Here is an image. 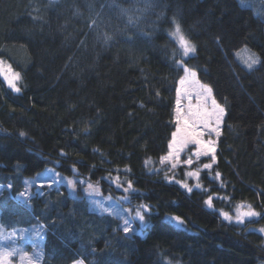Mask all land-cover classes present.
<instances>
[{"label": "trees", "instance_id": "1", "mask_svg": "<svg viewBox=\"0 0 264 264\" xmlns=\"http://www.w3.org/2000/svg\"><path fill=\"white\" fill-rule=\"evenodd\" d=\"M176 20L196 46L187 58L170 37ZM244 47L260 57L254 69L236 58ZM0 59L21 76L15 92L0 73V223L49 226L43 264L264 263V21L251 8L238 0H0ZM181 59L224 111L217 162L191 192L184 169L180 176L160 163L176 130ZM47 167L128 197L124 204L151 223L145 235L86 213L80 220L92 227L78 240L66 232L74 220L54 218L55 198L38 196L29 208L16 198L24 178ZM239 204L257 215L226 220Z\"/></svg>", "mask_w": 264, "mask_h": 264}, {"label": "rangeland", "instance_id": "2", "mask_svg": "<svg viewBox=\"0 0 264 264\" xmlns=\"http://www.w3.org/2000/svg\"><path fill=\"white\" fill-rule=\"evenodd\" d=\"M53 1H57V0H53ZM238 2L243 7L251 8L254 11V13L258 15L259 17H261L262 20L264 21V0H238ZM175 23L176 25L178 24L180 27V30H182L179 21L176 20ZM176 25L174 26L173 30H170V37L174 40V42H176V44L179 47L177 38L171 35V33L175 31ZM181 32L186 37L183 31ZM180 52L182 53V49H180ZM195 53H192L189 56L194 55ZM238 53L239 55H237ZM235 54H236L237 60H239L248 69H254L260 63V59H259L260 57L258 53L255 52L254 50L249 49L248 47H244L240 49ZM249 56H252L253 58H258V62L254 64L251 68H249L247 64L244 62ZM184 58H187V57H184ZM184 66L186 65L184 64ZM0 73L5 80L4 82H6V84L10 87V89L16 92L15 88H13L9 84V80H12L13 83H15L16 87L21 90L20 73L18 71H15V69L11 66V64L8 61L0 59ZM16 74H19L18 79H16ZM180 87L181 86L178 83V88ZM184 87L188 90V92L192 96L191 103H192L193 108H195L197 104V100L195 98L196 93L197 92L204 93L205 89L209 88L208 86L202 84L197 79V76H195V78L192 80L190 84H186ZM175 95H176V102H175V109H174L173 116H174V121L176 123L175 127L177 130V127L179 126L177 124V116H176L177 93ZM212 100L215 101L216 105L219 108H222L218 104V102L215 100L213 93L211 91L210 97L206 101V106L209 109L212 108ZM188 105H189V100L187 96L184 94V92L182 91L181 100H180V108H181L182 116L184 115V113L188 111ZM223 120H224V114L221 116L220 123L218 125V130L220 134L222 131ZM212 126L217 127L215 120H213ZM218 137L219 136H217L215 132H213L211 136L205 135L204 137L205 140L211 139L214 142L213 143L214 153H211L209 156H201L197 158L194 155L196 146L188 145L181 151L180 163H178L176 168L173 169L171 167V162L169 161H166L163 164L161 162L160 163L168 169V173L170 172L173 174L178 173L181 176L180 168L184 169L183 174H182L181 183H187L189 187L196 189L197 188L196 185L199 184L200 171L205 170V168H203V165L204 164L213 165L214 163L217 162V156H216L217 146L216 145H217ZM212 155L215 156L214 163L211 158ZM189 158H191L194 161L193 164L190 166L183 163V161ZM205 158L211 159V162L209 161V162L201 163V161L204 160ZM211 169L212 167L206 170L211 171ZM196 170H199L198 179L196 177H190L186 175L187 172L196 171ZM67 180L74 181V186L69 185L67 183ZM26 181L28 183H26ZM24 183H25L24 189L17 195L16 198L20 200L22 203L28 205L29 208L34 207V200L38 199L37 198L38 196H41L43 201H48L49 199L55 198V202L51 203L55 205L54 207L57 208V211H55V214H54V218L56 217L57 212H58L60 217H64V219L68 218V219L74 220V222L68 225L69 227L66 230V232L70 236L72 234L74 238H77L78 240H83V238H85L84 236H88V233L91 230L90 228L92 227L91 224L87 223L85 220H80L81 217L82 218L85 217L84 215L86 213L96 214L102 219L106 217H112L116 219L118 221V224L114 222L115 224L112 227H116V228L120 227L123 233H125L124 235H128V236H132V234H139V235L144 236L145 233L147 232V229L151 225L145 213H143L140 210L145 216L144 223L146 224L145 227L143 228L141 227V222L138 220V218L135 217V213L138 209H134L133 207L124 204V202L128 200V197H123V196L114 197L109 194H103V191L100 185L95 184L94 182L88 179H85L83 177L69 176V175L63 174L59 172L57 169H55L54 167H47L43 171L38 172L34 175H31L28 177L25 176ZM89 184L93 185V189H98V191H93V190L88 189ZM199 185L201 187V184ZM2 189H3V186L0 185V194L2 192ZM56 200L60 202L58 203L56 202ZM37 201H39V199ZM101 205H103V207H101ZM42 206L45 207V204H42ZM105 209H107V211H105ZM249 210L251 209L248 206L244 204H239L235 208V211L233 214H228L231 217V219H226V220L235 221L237 223H240V221L237 219L238 214L249 211ZM251 217H254V216H251ZM251 217H248V216L242 217L241 223H243L245 219H249ZM168 219L170 220L171 218H168ZM50 220L52 221V218ZM125 220L130 221V231L127 233L123 230L125 227ZM109 223H111V221L107 220L106 222H102L101 226H104L105 228L109 227L111 226ZM55 227L57 226L55 225L53 228ZM48 229H49V226L41 225V224H36V225L34 224V225H30L29 227H23V228H17V229H6L0 223V251H2L5 248H7L9 251L13 248L17 249L16 254L10 258L12 264H29L28 258H31V264H43V261H44L43 259H44V254H45L44 242H45ZM13 233H15V235H13ZM22 233H23V236L21 235ZM92 240L93 239H91L90 241ZM25 253L27 254V257L21 260V256H23ZM72 264H86V263L83 260L79 259L73 262ZM258 264H264V263L259 262Z\"/></svg>", "mask_w": 264, "mask_h": 264}, {"label": "snow or ice", "instance_id": "3", "mask_svg": "<svg viewBox=\"0 0 264 264\" xmlns=\"http://www.w3.org/2000/svg\"><path fill=\"white\" fill-rule=\"evenodd\" d=\"M171 35L175 38H177L179 47L182 49V56L188 57L190 54L195 53L196 48L195 45L188 40L181 32L179 25H176L175 31L171 33ZM246 51V50H245ZM239 55V53L237 54ZM249 68H251L254 64L258 62V58H253L252 56L247 57V59L244 61ZM176 65L178 68H181L183 72L185 73L184 77H182L179 80L180 88L177 89V124L179 125L177 127L176 132L172 134L173 138L169 142L168 148L169 152L167 155L160 158V162L163 164L166 161L171 162V167L174 169L177 167L178 163H180V153L181 151L187 147L188 145H194L196 146V150L194 152V155L199 158L201 156H209L211 153H214V147H213V141L211 139L205 140V135L211 136L213 132L216 133L217 136H219V130L218 125L220 123V118L223 115V109L219 108L215 101L212 100V108L209 109L206 106V101L210 97L211 89H205V92H197L196 93V100L197 104L195 108L192 106V96L188 92V90L184 87L186 84H190L192 80L195 78L196 73L195 71L189 69L188 67L184 66L183 60H177ZM19 78V74H16V79ZM9 84L15 88L16 91H19L20 89L16 87L15 83H13L12 80H9ZM184 92V94L187 96L189 100L188 105V111L184 113V115H181V108H180V100H181V92ZM206 93V94H205ZM213 120H215V123L217 127H213ZM212 161L215 162V156L212 155ZM151 161H146L145 163H150ZM193 160L191 158L183 161L184 164L192 165ZM212 167L211 164H204L203 168L210 169ZM187 176L190 177H196L198 179L199 177V170L196 171H190L186 173ZM217 177L219 176V173L216 174ZM26 183H28L26 181ZM67 183L69 185L74 186V181L67 180ZM182 186L186 188L189 192L192 191V188L188 186L187 183H182ZM117 187H120L118 183V177H117ZM196 187H200L199 184L196 185ZM132 188V184L129 181L128 182V188L124 189V191H128V189ZM88 189L93 191H98V189H93V185L89 184ZM23 195V194H21ZM205 203L212 207V197L210 196ZM103 207V205H101ZM141 208L147 211V205H141ZM107 211V209H105ZM225 217V219H231V217L228 215V213H222ZM257 213L254 211H246L239 213L237 216V219L242 222V217L244 216H255ZM135 217L138 218V220L141 222V227H145L146 224L145 216L144 214L138 209L135 213ZM176 220H179V217L175 218ZM126 233L130 231V221L125 220V227L123 229ZM261 231H264V229H261ZM15 235V233H13ZM23 236V233L21 234ZM17 252V249L13 248L10 251L5 248L2 251H0V264H12L11 257L14 256ZM27 257V254L25 253L23 256H21V260L25 259ZM29 264H31V258H28Z\"/></svg>", "mask_w": 264, "mask_h": 264}]
</instances>
